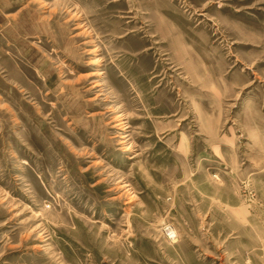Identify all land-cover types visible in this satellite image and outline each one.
Masks as SVG:
<instances>
[{
    "label": "rangeland",
    "instance_id": "374dc122",
    "mask_svg": "<svg viewBox=\"0 0 264 264\" xmlns=\"http://www.w3.org/2000/svg\"><path fill=\"white\" fill-rule=\"evenodd\" d=\"M0 264H264V0H0Z\"/></svg>",
    "mask_w": 264,
    "mask_h": 264
},
{
    "label": "bare ground",
    "instance_id": "6f19581e",
    "mask_svg": "<svg viewBox=\"0 0 264 264\" xmlns=\"http://www.w3.org/2000/svg\"><path fill=\"white\" fill-rule=\"evenodd\" d=\"M95 50V49H94ZM96 59V58H95ZM97 61H99V60H93V62H91V63H97ZM101 73V71H92V72H89V73H87V75L89 76V75H96V74H100ZM86 75V76H87ZM171 233H172V231H171Z\"/></svg>",
    "mask_w": 264,
    "mask_h": 264
}]
</instances>
